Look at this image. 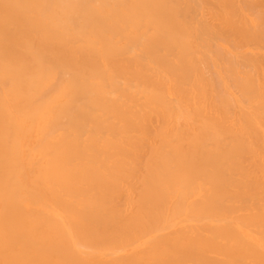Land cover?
Instances as JSON below:
<instances>
[{
	"label": "bare ground",
	"instance_id": "bare-ground-1",
	"mask_svg": "<svg viewBox=\"0 0 264 264\" xmlns=\"http://www.w3.org/2000/svg\"><path fill=\"white\" fill-rule=\"evenodd\" d=\"M0 264H264V0H0Z\"/></svg>",
	"mask_w": 264,
	"mask_h": 264
}]
</instances>
